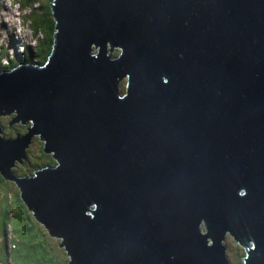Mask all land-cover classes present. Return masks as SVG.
Listing matches in <instances>:
<instances>
[{"label":"water","instance_id":"95a60500","mask_svg":"<svg viewBox=\"0 0 264 264\" xmlns=\"http://www.w3.org/2000/svg\"><path fill=\"white\" fill-rule=\"evenodd\" d=\"M48 8L43 62L0 66L26 125L0 127V174L67 263L228 264L227 233L264 264V0ZM32 136L54 163L12 177Z\"/></svg>","mask_w":264,"mask_h":264},{"label":"trees","instance_id":"16d2710c","mask_svg":"<svg viewBox=\"0 0 264 264\" xmlns=\"http://www.w3.org/2000/svg\"><path fill=\"white\" fill-rule=\"evenodd\" d=\"M12 2L17 4L21 10L25 9V11H27V14L25 16L23 15V20L26 22L30 34L36 39L33 44L35 47L31 44L28 45L27 50L29 54L26 57L25 52L22 54L10 53V55H8L6 52L8 50L4 49L1 45L0 66L15 65V61L20 58L27 61L34 58L36 61L35 63L41 64L44 56H47L50 52L48 8L50 0H12ZM7 33L8 40L15 43L16 40L13 35L10 34V32ZM112 53L116 55L117 51L114 50ZM3 117L4 116H0V127H4L2 129V134L7 136L8 133H10V129L7 128V122L12 117V114L8 115L5 120H3ZM16 128L15 130L17 132L21 131L19 124L16 125ZM16 131H14V133ZM33 139L35 143H38V147L28 149L27 157L29 160L32 161V159H35L36 166L53 165L54 160L48 153L39 152L41 143L36 141V136H33ZM16 167L17 166L11 168V172L13 171L17 174L18 172L15 170L17 169ZM5 180L6 179L0 174V238L1 244L3 245V242L6 241L7 245V250H5L3 254L0 253V264H5L6 262L11 264H68L66 258L63 259L62 256H57L56 252L60 250L61 253H63V250L62 247L56 246V235L49 236L38 221L30 218L24 204L19 198L13 196V203L4 200L12 190L6 185L7 180ZM1 191L4 192L5 195H3ZM201 229L203 230L202 224ZM52 238H55V240H52ZM226 239L227 234L225 233L222 243L225 244ZM231 241L236 243V246H234L237 251L236 255L238 259H241L243 254L238 242L233 239L229 240V242ZM54 246L57 248V251L51 253V249ZM229 262L230 260L228 259V264H230ZM233 264H238V260Z\"/></svg>","mask_w":264,"mask_h":264},{"label":"rangeland","instance_id":"374dc122","mask_svg":"<svg viewBox=\"0 0 264 264\" xmlns=\"http://www.w3.org/2000/svg\"><path fill=\"white\" fill-rule=\"evenodd\" d=\"M10 8H12L16 12V14H22V16L15 17V23H13L12 25H9V19H1V24H3L5 29L4 30L0 29V36H3V38H4V43L6 44V46L8 48V51H6L8 55H10V53L22 54L23 52H25V55L27 57V55L29 54V52L27 50V47H28L27 44L32 45L34 43V39H35V37H33L30 34V31L26 26V22L23 20V15L25 16L27 14V11H25V9L21 10L17 4L12 2V0H0V14L8 13L10 11ZM26 9H28V8H26ZM6 32L12 33L13 37H16L19 41H16L15 43L12 41H9L8 40V33H6ZM22 33L24 35H28V38H21ZM123 82H124V78H122L117 83V88H118V91L120 94H123V92H122L123 91ZM120 94H118V95H120ZM7 116L8 115H4L3 120H5V118ZM4 122H6V121H4ZM19 125H20V123H19ZM6 185L8 187H10L12 190L10 191V193H8L9 195L6 196L4 198V200H7L10 203V202H12V200L15 197V194H17L18 191H17V189L16 190L14 189V185L11 186L8 183ZM1 193L3 195H5L4 192L1 191ZM6 238H7V236H6ZM52 240H55V238H52ZM229 240H231V239L227 238L225 240V244H226V251L225 252L227 254V258L230 260L229 263L233 264L234 262H236L238 260V256L236 255L237 251L235 250V247H234V246H236V243L234 241L229 242ZM3 248H5V249H3ZM5 250H7L6 241H4L3 245H2L1 244V238H0V253L3 254L5 252ZM54 251H57V248L55 246L51 249V253H53ZM56 253H57V256H62L63 259L65 258L64 253H61L60 250H58Z\"/></svg>","mask_w":264,"mask_h":264},{"label":"flooded vegetation","instance_id":"af4514ba","mask_svg":"<svg viewBox=\"0 0 264 264\" xmlns=\"http://www.w3.org/2000/svg\"><path fill=\"white\" fill-rule=\"evenodd\" d=\"M123 92V91H122ZM8 123V122H7ZM17 124H19V123H16V124H13L12 125V128L10 129V133H8V135L6 136H4V137H7V138H13L14 136H15V133H14V131H16L15 129H17L16 128V125ZM20 127H21V131L20 132H17V133H23L24 132V127L26 126L25 124H21L20 123V125H19ZM14 134V135H13ZM38 142H40V141H38ZM41 143V142H40ZM37 144L38 143H35L34 142V139H33V136L31 137V141H30V143L28 144V146L24 149V154L22 155V160H23V169L22 168H20V167H18V161L17 160H14L13 161V166L11 167V168H14V166H17L16 168L17 169H15L18 173L17 174H15L13 171H12V173H11V176L12 177H25V176H28V173H29V169L30 168H41L42 166L40 165V166H36V161H35V159H32V161H30L29 160V158L27 157V153H28V149H31V148H37L38 146H37ZM30 146V147H29ZM32 165H30V164ZM11 168H10V171H11ZM7 180V183L8 184H10L11 186L12 185H14V182H13V180H8V179H6ZM5 180V181H6ZM14 189L16 190V188H15V186H14ZM15 197H17V198H19L18 197V193L17 194H15ZM20 199V198H19ZM23 203V202H22ZM20 205V204H19ZM39 223V222H38Z\"/></svg>","mask_w":264,"mask_h":264},{"label":"built area","instance_id":"2783aa9c","mask_svg":"<svg viewBox=\"0 0 264 264\" xmlns=\"http://www.w3.org/2000/svg\"><path fill=\"white\" fill-rule=\"evenodd\" d=\"M17 16H22V14H16V12L12 8H10V11L8 13L0 14V24H1V19H9V25H12L13 23H15V17ZM21 38H28V35H24L22 33ZM2 43H4V38L3 36H0V46Z\"/></svg>","mask_w":264,"mask_h":264},{"label":"clouds","instance_id":"9594fccd","mask_svg":"<svg viewBox=\"0 0 264 264\" xmlns=\"http://www.w3.org/2000/svg\"><path fill=\"white\" fill-rule=\"evenodd\" d=\"M0 29H5V27L3 26V24H0ZM7 33V32H6ZM10 34H12V33H10ZM13 35V34H12ZM15 39H16V41H19L16 37H14ZM2 45V47L4 48V49H7L8 50V48H7V46H6V44L5 43H2L1 44ZM35 47V46H34ZM34 47L32 46V48L34 49ZM0 50H1V48H0ZM21 59H23V58H20V59H17V61L15 62L16 64H17V62H20V61H23V60H21ZM29 62H32V63H35L36 61L34 60V58H31V60H29ZM6 64H7V61H6ZM10 120V119H9ZM9 122V121H8ZM18 123V122H17ZM8 124V123H7ZM14 123H12V125H13ZM16 124V123H15ZM2 128H4V127H2ZM7 128H8V126H7ZM12 173V172H11ZM26 177V176H25ZM14 186H15V184H14ZM16 188V187H15ZM7 236V235H6ZM8 239V238H7ZM5 264H11V263H9V262H6Z\"/></svg>","mask_w":264,"mask_h":264},{"label":"bare ground","instance_id":"6f19581e","mask_svg":"<svg viewBox=\"0 0 264 264\" xmlns=\"http://www.w3.org/2000/svg\"><path fill=\"white\" fill-rule=\"evenodd\" d=\"M35 40H36V39H34V41H35ZM33 44H34V43H33ZM33 44H32V45H33ZM27 45H29V44H27ZM33 46H34V45H33Z\"/></svg>","mask_w":264,"mask_h":264}]
</instances>
